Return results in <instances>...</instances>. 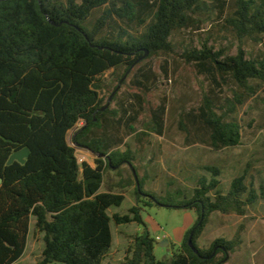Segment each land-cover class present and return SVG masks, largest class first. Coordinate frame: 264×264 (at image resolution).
Wrapping results in <instances>:
<instances>
[{"label": "trees", "instance_id": "16d2710c", "mask_svg": "<svg viewBox=\"0 0 264 264\" xmlns=\"http://www.w3.org/2000/svg\"><path fill=\"white\" fill-rule=\"evenodd\" d=\"M224 2L217 0L220 13ZM209 7L207 0H0V264H17L22 258L33 219L44 239L40 264H104L113 244V220L144 227L125 260L113 264H222L234 250L237 237L216 238L209 248L200 247L197 240L212 213L242 215L255 203L258 195L243 175L234 177L223 193L220 170L206 167L211 178L201 176L191 198L176 204L152 195L143 201L146 206L162 202L197 215L170 260L156 257L159 241L150 234L138 204L124 215L111 216L108 210L121 206L126 197L101 192L107 168L126 162L137 174L129 150L116 147L124 140L118 134L120 125L130 127L139 110L133 103L117 101L119 90L111 99L117 108L101 110L105 105L100 77L125 67L131 83L149 92L156 74L151 64L141 61L145 52L148 57L174 53L173 33L193 26ZM224 26L258 43L264 37V0H233ZM182 57L214 81L227 77L247 89L251 80L264 81V59L247 58L242 48L236 55H224L204 44L187 49ZM134 96L142 107L141 93ZM215 100L205 95L184 117L199 125L214 147L235 146L241 127L216 112ZM165 110L164 104L152 110L159 130ZM80 120L86 124L75 135L76 144L105 156L97 157L94 166L79 162L68 141L69 130ZM181 127L187 129L183 121ZM25 147L30 155L24 163L7 164ZM137 179L138 203L146 192L138 174ZM191 233L196 251L189 243Z\"/></svg>", "mask_w": 264, "mask_h": 264}, {"label": "rangeland", "instance_id": "374dc122", "mask_svg": "<svg viewBox=\"0 0 264 264\" xmlns=\"http://www.w3.org/2000/svg\"><path fill=\"white\" fill-rule=\"evenodd\" d=\"M224 1L220 13L217 0H207L210 7L198 14L197 23L173 33L174 53L141 59L151 64L156 74L149 92L142 93L131 83L132 75L124 74L125 67L112 68L100 77L104 83L101 90L104 105L123 79L117 101L122 100L126 105L133 103L139 110L130 127L124 122L120 125L118 134L124 140L116 149L121 152L129 150L146 194H142V200L137 203V180L131 165L126 162L106 169L101 192L122 193L126 197L121 206L108 210L111 216L117 213L124 215L135 204L142 208L150 234L169 240L167 247L156 245L155 255L159 260L173 257L197 215L192 210L169 207L162 202L146 206L143 201H150L153 195L162 201L183 202L191 198L201 176L211 178L206 167L214 166L220 170L219 189L223 193L228 191L234 177L243 175L258 197L242 215L236 212L212 213L197 240L199 246L209 248L216 238L231 241L237 237L234 250L229 252L228 259L222 264H264V81L251 80V89L241 88L227 77L217 76L214 81L212 77L200 74L193 64L182 57L187 49H200L207 44L214 51L222 50L224 55H236L242 48L247 58L264 59V37L257 43L239 38L225 28V18L230 14L233 0ZM165 66L168 73L164 72ZM135 93H141L144 100L140 108ZM205 95L216 99L214 105L218 114L239 123V144L214 147L206 132L197 124L191 125L184 117L186 112L201 105ZM160 104H164L166 110L163 127L159 130V121L152 110ZM107 107L117 108V104L111 101ZM132 114L130 110L129 115ZM181 121L186 124V130L181 127ZM85 124L84 120H80L70 129L68 141L75 147L79 162L87 161L94 166L97 157L105 156L78 146L74 141ZM100 150H105L104 143L100 145ZM178 189L185 193H179ZM143 230V225L136 222L117 224L113 220V244L103 263L125 260L135 237ZM43 248V233L38 231L33 219L26 251L17 264H40ZM221 256L220 252L217 259Z\"/></svg>", "mask_w": 264, "mask_h": 264}, {"label": "water", "instance_id": "95a60500", "mask_svg": "<svg viewBox=\"0 0 264 264\" xmlns=\"http://www.w3.org/2000/svg\"><path fill=\"white\" fill-rule=\"evenodd\" d=\"M50 21H51L53 24H55L54 21H52V20H50ZM147 54H148V52L146 51V52H145V55H144L143 57H145ZM122 81H123V79L121 80V82H120V84L118 85L117 89H116V90L112 93V95L109 97V101H108V103H107L104 107H102L101 110H105V109L107 108V106H108L109 103L111 102V99L113 98L114 93L120 88ZM98 154H99V155H104V153H102V152H99ZM29 155H30V149H29L28 147H25V148H23V149H21V150L15 151V152L11 155V157L9 158L7 164H12L14 161H19L20 163H24L25 160H26V158H27ZM133 171H134V174H135L136 180H137V182H138L136 171H135V170H133ZM2 181H3V179L0 177V184L2 183ZM189 243H190V245L193 247V249L196 251V248H195V246L193 245V241H192V233H191L190 238H189ZM168 244H169V240H168V239H164V240H162V241H160V242L158 243V245H159V246H162V247H167ZM228 257H229V254L226 256L225 260H227Z\"/></svg>", "mask_w": 264, "mask_h": 264}, {"label": "built area", "instance_id": "2783aa9c", "mask_svg": "<svg viewBox=\"0 0 264 264\" xmlns=\"http://www.w3.org/2000/svg\"><path fill=\"white\" fill-rule=\"evenodd\" d=\"M157 240H160V241H162V239H161L159 236H157Z\"/></svg>", "mask_w": 264, "mask_h": 264}]
</instances>
